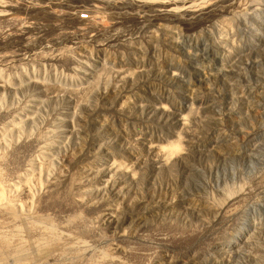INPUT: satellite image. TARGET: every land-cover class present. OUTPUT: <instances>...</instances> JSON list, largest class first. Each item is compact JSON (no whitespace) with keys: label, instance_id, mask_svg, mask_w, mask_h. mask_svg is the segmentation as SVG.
Listing matches in <instances>:
<instances>
[{"label":"rangeland","instance_id":"rangeland-1","mask_svg":"<svg viewBox=\"0 0 264 264\" xmlns=\"http://www.w3.org/2000/svg\"><path fill=\"white\" fill-rule=\"evenodd\" d=\"M0 198V264H264V0H0Z\"/></svg>","mask_w":264,"mask_h":264},{"label":"bare ground","instance_id":"bare-ground-1","mask_svg":"<svg viewBox=\"0 0 264 264\" xmlns=\"http://www.w3.org/2000/svg\"><path fill=\"white\" fill-rule=\"evenodd\" d=\"M1 140H2V139H1ZM1 198H2V197H1ZM1 198H0V199H1ZM9 203H10V202H9ZM10 204H11V203H10ZM6 205H8V204H6ZM11 205H12V204H11ZM8 206H10V205H8ZM14 206H15V205H14ZM7 208H8V207H7ZM12 208H13V207H12ZM8 209H9V208H8ZM44 221H45V220H44ZM37 223H38V222H37ZM43 223H44V222H43ZM22 224H23V223H22ZM41 224H42V223H41ZM41 224H40V225L38 224V225L41 226ZM36 225H37V224H36ZM42 226H43V224H42ZM42 226H41V227H42ZM17 227H18V226H17ZM37 227H38V226H37ZM37 227H36V228H37ZM48 228H49V227H48ZM48 228H47V229H48ZM42 229H43V228H42ZM8 231H9V230H8ZM12 231H13V230H12ZM44 231H45V230H44ZM46 231H47V230H46ZM46 231H45V232H46ZM57 231H58V230H57ZM57 231H56V232H57ZM10 232H11V231H10ZM37 232H38V231H37ZM45 232H43V233H45ZM48 232H49V231H48ZM50 233H51V232H50ZM12 234H14V233H12ZM53 234H55L54 231H53ZM47 235H49V234H47ZM50 235H52V233H51ZM55 235H56V234H55ZM240 235H241V234H240ZM53 236H54V235H53ZM60 236H61V235H60ZM60 236H59V237H60ZM11 237H12V236H11ZM42 237H43V236H42ZM50 238H51V236H50ZM53 238H55V237H53ZM42 239H43V238H42ZM42 239H41V241H42ZM8 240H9V239H8ZM21 240H22V239H21ZM43 240L46 241L47 238H46V240H45V238H44ZM236 240H237V239H236ZM37 241H38V240H37ZM41 241H40V242H41ZM58 242H59V241H58ZM30 243H31V242H30ZM36 243H37V242H36ZM45 243H46V242H45ZM234 243H235V242H234ZM22 244H23V243H22ZM57 244H58V243H57ZM14 245H15V244H14ZM20 245H21V244H20ZM17 246H18V245H17ZM44 246H45V245H44ZM34 247H35V246H34ZM36 247H38V246H36ZM44 248H45V247H44ZM16 249H17V248H16ZM16 249H15V250H16ZM42 249H43V248H42ZM30 250H31V249H30ZM13 251H14V250H13ZM25 251H26V250H25ZM5 252H6V251H5ZM13 253H14V252H13ZM13 253H12V254H13ZM20 253H21V252H20ZM23 253H24V252H23ZM30 253H31V252H30ZM5 254H6V253H5ZM8 255H9V254H8ZM8 255H6V256H8ZM14 255H15V254H14ZM14 255H13V256H14ZM16 255H18V254H16ZM21 255H22V254H21ZM103 255H104V254H103ZM25 256H26V255H25ZM11 257H12V256H11ZM15 257H16V256H15ZM22 257H23V255H22ZM38 257H39V256H38ZM38 257H37V258H38ZM45 257H46V256H45ZM210 257H211V261L214 262V261L216 260V258H215L214 256L211 255ZM7 258H8V257H7ZM43 258H44V257H43ZM103 258H104V257H103ZM3 259H4V258H3ZM10 259H11V258H10ZM14 259H15V258H14ZM0 260H2V259L0 258ZM23 260H24V259H23ZM4 261H5V260H4ZM14 261H16V263L14 262L15 264L20 263V262L18 261V259H15ZM25 261H26V260H25ZM12 263H13V262H12ZM4 264H5V263H4ZM20 264H21V263H20Z\"/></svg>","mask_w":264,"mask_h":264}]
</instances>
